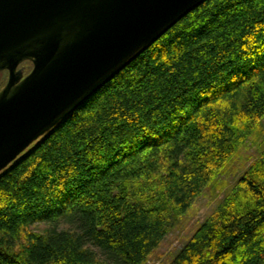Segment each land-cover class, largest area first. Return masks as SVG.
Wrapping results in <instances>:
<instances>
[{
    "label": "trees",
    "instance_id": "obj_1",
    "mask_svg": "<svg viewBox=\"0 0 264 264\" xmlns=\"http://www.w3.org/2000/svg\"><path fill=\"white\" fill-rule=\"evenodd\" d=\"M263 119L264 0H206L0 173V264H147ZM170 264H264V145Z\"/></svg>",
    "mask_w": 264,
    "mask_h": 264
},
{
    "label": "water",
    "instance_id": "obj_2",
    "mask_svg": "<svg viewBox=\"0 0 264 264\" xmlns=\"http://www.w3.org/2000/svg\"><path fill=\"white\" fill-rule=\"evenodd\" d=\"M204 1L0 0V173Z\"/></svg>",
    "mask_w": 264,
    "mask_h": 264
},
{
    "label": "rangeland",
    "instance_id": "obj_3",
    "mask_svg": "<svg viewBox=\"0 0 264 264\" xmlns=\"http://www.w3.org/2000/svg\"><path fill=\"white\" fill-rule=\"evenodd\" d=\"M24 64L28 72L31 66L26 62ZM7 80L8 71L4 85ZM252 138L254 142H250L242 149L239 158L230 166L231 168L225 175L221 176L219 185L224 186L210 187L204 191L189 211L177 221L147 264H170L194 234L197 227L217 208L225 194L232 190L249 164L260 156L261 148L264 145V119L261 122L259 131L254 133Z\"/></svg>",
    "mask_w": 264,
    "mask_h": 264
},
{
    "label": "flooded vegetation",
    "instance_id": "obj_4",
    "mask_svg": "<svg viewBox=\"0 0 264 264\" xmlns=\"http://www.w3.org/2000/svg\"><path fill=\"white\" fill-rule=\"evenodd\" d=\"M24 63H25V62H24ZM24 63L22 64V66H25V67H26V65H25ZM30 70H31V69H30ZM30 70H29V71H30ZM29 71H28V72H29ZM25 72L28 73V72H27V68H26V71H25Z\"/></svg>",
    "mask_w": 264,
    "mask_h": 264
}]
</instances>
